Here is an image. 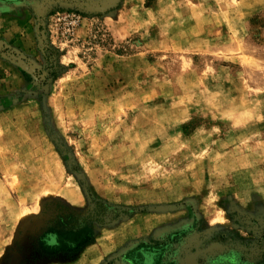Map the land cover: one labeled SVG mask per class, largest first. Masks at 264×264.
<instances>
[{"label":"rangeland","instance_id":"rangeland-1","mask_svg":"<svg viewBox=\"0 0 264 264\" xmlns=\"http://www.w3.org/2000/svg\"><path fill=\"white\" fill-rule=\"evenodd\" d=\"M0 264H264V0H0Z\"/></svg>","mask_w":264,"mask_h":264}]
</instances>
